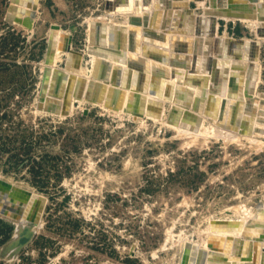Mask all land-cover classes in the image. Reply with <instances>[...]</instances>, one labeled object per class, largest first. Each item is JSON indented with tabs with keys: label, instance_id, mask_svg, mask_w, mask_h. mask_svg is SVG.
<instances>
[{
	"label": "rangeland",
	"instance_id": "1",
	"mask_svg": "<svg viewBox=\"0 0 264 264\" xmlns=\"http://www.w3.org/2000/svg\"><path fill=\"white\" fill-rule=\"evenodd\" d=\"M11 4L0 0V177L48 202L24 242L25 227L0 216V264H178L183 237L198 239L210 217L264 203V132L196 138L97 107L37 111L51 27L77 26L84 50L86 17L106 0H39L30 26L7 20ZM229 28L254 36L241 22ZM262 77L264 88V67Z\"/></svg>",
	"mask_w": 264,
	"mask_h": 264
},
{
	"label": "bare ground",
	"instance_id": "2",
	"mask_svg": "<svg viewBox=\"0 0 264 264\" xmlns=\"http://www.w3.org/2000/svg\"><path fill=\"white\" fill-rule=\"evenodd\" d=\"M38 1L12 2L7 20L28 22ZM86 21L84 50L72 39L77 26L51 27L37 111L66 118L97 107L196 138L264 132V0H106ZM239 22L254 36H233L229 25ZM31 192L27 203H13L17 216L0 207L25 227L20 238L40 225L48 202ZM36 198L39 213L29 220ZM178 264H264V203L250 214L210 217L198 239L183 237Z\"/></svg>",
	"mask_w": 264,
	"mask_h": 264
},
{
	"label": "water",
	"instance_id": "3",
	"mask_svg": "<svg viewBox=\"0 0 264 264\" xmlns=\"http://www.w3.org/2000/svg\"><path fill=\"white\" fill-rule=\"evenodd\" d=\"M18 1V0H12V2ZM12 5V4H11ZM10 5V8H11ZM15 17H19L18 15ZM262 17V16H261ZM27 26L31 25V22H25ZM261 29H264V25L261 26ZM259 42L255 43V45H258ZM136 47V44L134 45ZM255 53V52H254ZM256 64L253 67V70L255 72ZM32 197V192L24 187L15 185L11 182H8L4 180L3 178L0 177V207L3 205L5 206V213H9V209H13L14 207L16 208V212L13 213V216H17V213L21 211L20 207L15 206L13 204L14 202H18V204L23 205L27 203ZM41 201L39 198H36L35 205L33 206L31 212L27 214V218L29 220H35L37 214L39 213ZM27 238V234L22 237L21 241H25Z\"/></svg>",
	"mask_w": 264,
	"mask_h": 264
}]
</instances>
